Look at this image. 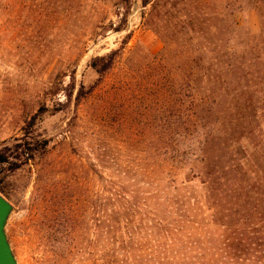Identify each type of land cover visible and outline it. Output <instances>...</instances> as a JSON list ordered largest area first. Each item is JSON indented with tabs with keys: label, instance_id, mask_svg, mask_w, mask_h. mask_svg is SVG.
Returning <instances> with one entry per match:
<instances>
[{
	"label": "rangeland",
	"instance_id": "374dc122",
	"mask_svg": "<svg viewBox=\"0 0 264 264\" xmlns=\"http://www.w3.org/2000/svg\"><path fill=\"white\" fill-rule=\"evenodd\" d=\"M144 1L0 0L18 264H76L65 251L101 255L107 233L153 246V217L171 230L199 198L184 233L197 223L226 264H264V0ZM113 53L101 76L93 61Z\"/></svg>",
	"mask_w": 264,
	"mask_h": 264
},
{
	"label": "trees",
	"instance_id": "16d2710c",
	"mask_svg": "<svg viewBox=\"0 0 264 264\" xmlns=\"http://www.w3.org/2000/svg\"><path fill=\"white\" fill-rule=\"evenodd\" d=\"M144 4L147 5L148 0H145ZM114 55L115 53L107 57L96 58L93 61V67L101 76L108 73L112 68L114 64ZM208 135L209 133L204 132L202 139L200 138L197 140V143L199 144H192L190 148L191 153L189 152V154H192L193 148L195 147H197L194 149L195 151L199 149V151L202 152L203 150L199 147L201 146L202 148L203 140L207 138ZM27 153L28 160L34 158L35 154L32 150ZM193 172L195 171L193 170ZM196 173L197 171L194 174L196 175ZM203 184L206 185V182ZM201 200V198H199V200L196 199V210H200L199 204H201ZM195 209L182 210L183 215H181L178 220V225L169 223L168 228H171V230L167 229L161 233L158 232L163 230L162 227L164 225L153 217L152 221L156 226H152V229L149 232L151 239L155 242L153 246H124L121 249H118L110 243L117 242L119 238L114 233H107L102 235L104 242H108V244L104 246L105 248L101 255L95 256L92 252L78 251L75 247H69V249L65 251L64 259L75 260V257H77L78 254H83L84 256L82 258L86 257V259L80 262L75 260L76 264H226L223 261L225 256L223 257L219 253H214L215 251L223 253L222 249L217 250V248H213L212 250L214 251L212 252L211 249H208L205 246V244H209V242L203 234V229L200 228L197 223L196 225H193L194 228L192 229V232H188L189 234L184 233L185 225L187 222H191L190 213L195 211ZM132 235L133 233L131 236ZM196 237L198 238V241L191 243V240H195ZM184 245H186V247ZM187 251L193 253V257H189Z\"/></svg>",
	"mask_w": 264,
	"mask_h": 264
},
{
	"label": "water",
	"instance_id": "95a60500",
	"mask_svg": "<svg viewBox=\"0 0 264 264\" xmlns=\"http://www.w3.org/2000/svg\"><path fill=\"white\" fill-rule=\"evenodd\" d=\"M12 211V205L0 194V264H18L6 234V225Z\"/></svg>",
	"mask_w": 264,
	"mask_h": 264
}]
</instances>
